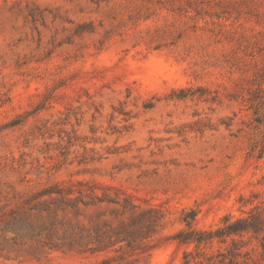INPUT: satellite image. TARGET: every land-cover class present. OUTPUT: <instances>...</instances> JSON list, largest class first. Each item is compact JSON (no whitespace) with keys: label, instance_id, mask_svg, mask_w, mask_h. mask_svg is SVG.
Here are the masks:
<instances>
[{"label":"rangeland","instance_id":"374dc122","mask_svg":"<svg viewBox=\"0 0 264 264\" xmlns=\"http://www.w3.org/2000/svg\"><path fill=\"white\" fill-rule=\"evenodd\" d=\"M0 264H264V0H0Z\"/></svg>","mask_w":264,"mask_h":264},{"label":"trees","instance_id":"16d2710c","mask_svg":"<svg viewBox=\"0 0 264 264\" xmlns=\"http://www.w3.org/2000/svg\"><path fill=\"white\" fill-rule=\"evenodd\" d=\"M229 226V232H233V223H231L230 225H228ZM207 234H210V236H211V232H207ZM209 236V237H210ZM209 237H207V238H209ZM182 239H185V238H182Z\"/></svg>","mask_w":264,"mask_h":264}]
</instances>
